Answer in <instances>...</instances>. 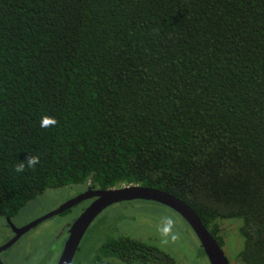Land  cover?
Returning a JSON list of instances; mask_svg holds the SVG:
<instances>
[{
  "label": "trees",
  "instance_id": "obj_1",
  "mask_svg": "<svg viewBox=\"0 0 264 264\" xmlns=\"http://www.w3.org/2000/svg\"><path fill=\"white\" fill-rule=\"evenodd\" d=\"M72 185L169 193L264 264V0H0V217ZM111 259L174 264L126 237Z\"/></svg>",
  "mask_w": 264,
  "mask_h": 264
},
{
  "label": "rangeland",
  "instance_id": "obj_2",
  "mask_svg": "<svg viewBox=\"0 0 264 264\" xmlns=\"http://www.w3.org/2000/svg\"><path fill=\"white\" fill-rule=\"evenodd\" d=\"M84 191L82 185L48 189L29 201L16 215L17 227L32 223ZM78 195V196H79ZM86 203L78 204L67 212L56 215L24 233L9 249L0 253L3 264H56L68 237V228ZM86 208V207H85ZM170 216L175 221L173 231L177 239L167 242L161 235L162 218ZM0 217V247L13 238ZM238 224L223 222L218 235L223 240L221 249L229 264H242L237 256L242 249ZM126 237L156 248L170 257L174 264H209L199 242L188 224L174 211L149 201H128L106 208L85 232L72 264H90L95 249L106 238ZM115 264H127L111 259ZM128 264H158L135 261Z\"/></svg>",
  "mask_w": 264,
  "mask_h": 264
},
{
  "label": "water",
  "instance_id": "obj_3",
  "mask_svg": "<svg viewBox=\"0 0 264 264\" xmlns=\"http://www.w3.org/2000/svg\"><path fill=\"white\" fill-rule=\"evenodd\" d=\"M94 198V200L78 215L68 229V237L64 243L62 253L57 264H71L74 254L91 223L109 206L128 201H149L163 205L176 212L191 228L201 248L210 264H229L221 247L214 237L203 226L196 213L184 202L177 199L173 195L164 191L149 188L145 186H122L119 188H111L107 190H91L88 189L83 194L67 201L57 209L40 217L32 223L22 227L15 228L10 220L8 224L15 233V236L6 245L0 248V252L12 246L20 236L56 215L62 214L82 201ZM1 264V263H0Z\"/></svg>",
  "mask_w": 264,
  "mask_h": 264
},
{
  "label": "clouds",
  "instance_id": "obj_4",
  "mask_svg": "<svg viewBox=\"0 0 264 264\" xmlns=\"http://www.w3.org/2000/svg\"><path fill=\"white\" fill-rule=\"evenodd\" d=\"M58 121L55 117L45 115L41 118L40 127L44 129L55 128ZM40 157L36 155H29L24 162H20L15 166L16 173H23L27 168L35 169L38 164H40ZM175 227V221L170 216H165L162 218L161 227L159 229L161 235L165 238L164 242H167L168 238L172 241L177 239V234L173 231Z\"/></svg>",
  "mask_w": 264,
  "mask_h": 264
},
{
  "label": "flooded vegetation",
  "instance_id": "obj_5",
  "mask_svg": "<svg viewBox=\"0 0 264 264\" xmlns=\"http://www.w3.org/2000/svg\"><path fill=\"white\" fill-rule=\"evenodd\" d=\"M88 189H91V188H90V187H87V186H84V191H83L81 194H83L84 192H86ZM91 190H93V189H91ZM78 195H79V194H78ZM78 195H76V196H74V197H77ZM93 200H94V198H91V199H88V200L82 201V202H80L79 204L86 203V206H85V207H87V206H88ZM68 201H69V200H68ZM62 205H63V204H62ZM77 205H78V204H77ZM75 206H76V205H75ZM85 207H83V208L80 210L79 214L85 209ZM70 209H71V208H70ZM67 211H68V210H67ZM67 211H65V212H67ZM18 213H19V212H18ZM18 213H17V214H18ZM48 213H49V212H48ZM48 213H46V214H48ZM63 213H64V212H63ZM17 214H15V215H13V216H5V217H2V218H3V221H5L4 225L7 226L8 229H10V231H11L12 234H13V238H14V236H15V233H14V231L12 230V228L10 227V224H8L7 221L10 220L11 223L13 224V226H14L15 228H17V229H18V228H22V227H24V226H20V227H18V226L16 227V226H15V224H14V219H15V217H16ZM46 214H45V215H46ZM43 216H44V215H43ZM41 217H42V216H41ZM77 217H78V216H77ZM77 217H76V218H77ZM38 219H39V218H38ZM30 223H31V222H30ZM30 223H28V224H30ZM28 224H26V225H28ZM26 225H25V226H26ZM68 229H69V228H68ZM67 234H68V233H67ZM20 237H21V236H20ZM20 237H19V238H20ZM13 238H12V239H13ZM12 239H11V240H12ZM198 242H199V241H198ZM7 243H8V242H7ZM7 243H6V244H7ZM6 244H5V245H6ZM199 245H200V243H199ZM3 246H4V245H3ZM219 246H220V245H219ZM10 247H11V246H10ZM10 247H9V248H10ZM220 247H221V246H220ZM0 248H1V247H0ZM9 248H7V249H9ZM78 248H79V246H78ZM78 248H77V250H76L74 256L76 255V253H77V251H78ZM7 249H6V250H7ZM200 249H201L202 252H203V249L201 248V246H200ZM4 251H5V250H4ZM4 251H1L0 253H2V252H4ZM61 253H62V251H61ZM203 253H204V252H203ZM60 255H61V254H60ZM204 255H205V254H204ZM59 257H60V256H59ZM58 259H59V258H58ZM73 259H74V257H73ZM73 259H72L71 264L73 263ZM57 262H58V261H57ZM0 263L3 264V263L1 262V260H0ZM56 264H57V263H56ZM209 264H210V263H209Z\"/></svg>",
  "mask_w": 264,
  "mask_h": 264
}]
</instances>
